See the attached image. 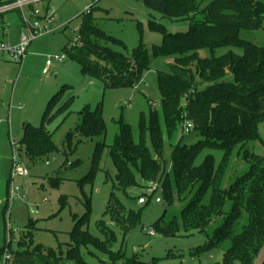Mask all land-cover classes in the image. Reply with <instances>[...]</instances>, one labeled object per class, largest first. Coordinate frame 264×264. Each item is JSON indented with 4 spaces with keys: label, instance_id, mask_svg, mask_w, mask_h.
I'll list each match as a JSON object with an SVG mask.
<instances>
[{
    "label": "trees",
    "instance_id": "trees-1",
    "mask_svg": "<svg viewBox=\"0 0 264 264\" xmlns=\"http://www.w3.org/2000/svg\"><path fill=\"white\" fill-rule=\"evenodd\" d=\"M140 1L147 9L168 19L189 20L188 30L167 33L152 22L149 28L162 36L160 45L147 50L138 44L128 50L122 40L97 27L90 11L80 16L76 34L80 48H66L65 54L104 88H132L149 70L151 59L172 57L173 61L165 64L164 71L156 73L161 110L149 116L147 132L151 147L160 160L164 136L171 137L184 120L192 123V131L197 133L199 140L173 147L170 169L166 172L165 166L150 154L144 143V130H141L139 141L134 142L128 126H123L113 145L96 146L91 171L84 180H92L101 152L108 148L116 170L114 189L126 195L128 189L138 186L137 177L145 184L160 179L163 201L167 205L189 199L179 216L168 221L161 217L152 225L155 234L164 238L207 236V229L221 218V224L214 228L208 241L189 255L229 242L222 255V264H251L264 244V156L244 152L250 163L248 170L227 189L222 188L221 180L232 151L247 141L258 140V125L264 121V46L239 37L241 31H264V0H213L206 4V0ZM4 15H0V26L4 23ZM137 31L141 36V30L137 28ZM230 38L231 42L227 40ZM235 39L239 43H234ZM100 41L118 45L126 54L115 52L107 45L99 46ZM228 44L237 46L241 53L214 56L216 48ZM202 50H208L210 56L202 57L199 54ZM215 62L221 66L219 70L212 67ZM62 98L63 92H59L48 102L39 126L23 124L21 138L16 143L19 151L25 147L28 159H41L55 149L46 125L68 109L66 102L54 111ZM85 113L78 126V136L91 138L103 134L99 110ZM206 148L222 152L218 165L210 154L197 163L199 154ZM49 181L56 185L59 178L51 177ZM227 200L231 208L224 216ZM60 201L64 203L65 197ZM83 206L85 212L72 217L74 224L68 232L70 243L65 249L34 245L28 230L17 239V249L9 252L8 264H89L80 252L87 247L107 253L114 260L122 258L124 264H160L161 259L143 262L136 257L127 258L120 251L114 254L111 247L115 234L103 227V222L100 223L103 240L89 234L86 229L90 211L88 200ZM107 215L124 235L139 224V213L122 205L113 192L104 211V216ZM30 226L32 222L28 228ZM9 244L5 241L3 249Z\"/></svg>",
    "mask_w": 264,
    "mask_h": 264
},
{
    "label": "rangeland",
    "instance_id": "rangeland-1",
    "mask_svg": "<svg viewBox=\"0 0 264 264\" xmlns=\"http://www.w3.org/2000/svg\"><path fill=\"white\" fill-rule=\"evenodd\" d=\"M6 1L13 0H0V4ZM211 1L206 0L205 4ZM86 8H90L97 27L122 40L128 50L138 44L147 50L160 45L162 36L151 30L149 23L160 25L167 33L186 32L190 24L185 18L171 20L147 9L140 0H42L23 7L21 13L13 10L5 14L7 26L5 33L0 26V41L11 46L17 45L21 36L27 34L26 22L32 24L45 14H52L56 30L32 42L20 66L0 57V264L5 263L7 253L17 249V239L28 230L32 233L34 245L42 244L51 249L60 246L65 249L70 243L68 232L74 224L72 217H79L85 212V200H88L90 208L86 224L88 233L103 240L100 226L103 222V227L115 234V243L111 247L114 254L120 251L127 258L136 257L143 262L161 259L160 264H222V255L229 242H223L209 251L189 255L190 251L208 241L214 228L221 224V218L207 229V236L164 238L158 234L152 237L148 235L153 231L152 225L161 217L168 221L179 216L189 199L167 205L164 201L155 203V197H150L147 203L139 205L137 200L146 195L148 185L137 177L138 186L128 189L126 195L114 189L116 170L108 148L101 152L92 180H84L91 171L96 146L101 143L107 147L113 145L123 126H128L134 142L139 141L141 130H144V143L150 154L165 166L166 172L170 169L173 147L178 143L190 145L199 140L193 131L182 134L180 126L171 137L164 136L160 160L151 147L147 132L149 116L161 110L156 73L164 71L165 64L173 61L172 57L151 59L149 70L142 74L132 88H104L101 82L84 73L82 66L65 54L66 48H80L76 30ZM137 28L141 30V36ZM239 37L257 46H264L263 29L241 31ZM227 40L232 41L231 38ZM233 41L239 43L237 39ZM105 45L115 52L126 54L118 45L99 42V46ZM229 52L240 54L241 50L228 44L216 48L214 56L224 57ZM199 54L202 57L210 56L208 50H202ZM55 57L62 60L55 62ZM48 59L53 64L49 72L43 75L42 70ZM218 62L211 64L215 70L221 67ZM48 89L52 91L48 93ZM59 92H63V98L56 103L54 111L66 102L69 105L65 113L46 125L55 149L46 157L30 160L22 146L20 151L17 150L16 160L27 170L28 175L14 177L11 181V143L19 142L23 124L29 123L34 127L40 125L46 105ZM96 110H99L104 133L91 138L79 137L78 126L82 116L86 115L85 112L91 114ZM258 134V140L247 141L232 151L224 168L222 188L227 189L248 170L250 163L244 157V152L264 156V121L258 125ZM208 154L214 158L216 165L223 157L221 151L206 148L199 154L197 163ZM51 177L59 178L56 185L49 181ZM13 187L19 189L18 195L11 194L10 189ZM111 192L127 209L139 213V224L128 234H122L113 226L110 217L104 216ZM62 197L66 199L64 203L60 201ZM230 208L231 202L227 200L224 216ZM30 222L32 226L28 228ZM10 229L15 232L8 233ZM5 241L10 242L6 250L3 249ZM80 252L89 264H124L122 258L114 260L94 247L82 248ZM251 264H264V244Z\"/></svg>",
    "mask_w": 264,
    "mask_h": 264
},
{
    "label": "built area",
    "instance_id": "built-area-1",
    "mask_svg": "<svg viewBox=\"0 0 264 264\" xmlns=\"http://www.w3.org/2000/svg\"><path fill=\"white\" fill-rule=\"evenodd\" d=\"M42 0H13L9 4L6 5H0V15H4L10 11L16 10L21 13L23 7H29L30 5H33L36 2H39ZM90 12V8H86L83 14H88ZM26 28V35H22L18 44L11 46L6 43L1 42L0 43V57H5L7 60L14 62V63H21L25 57L26 50L28 46L31 44V42L46 36L48 34L53 33L56 28L53 27V18L52 14L47 15L45 14L44 17L39 18L38 21L33 22L32 24L25 23ZM78 29V28H77ZM77 31V30H76ZM77 34V33H76ZM62 58L55 57V62H60ZM52 65V61L48 59L45 64V68L42 71L43 75H46L49 72V68ZM182 134H188L192 131L193 125L190 121L184 120L182 126ZM11 149L13 152V167L11 170V181L14 179V177H24L28 175V172L25 168L21 167V164L18 160H16V155H18V146L16 142L11 143ZM19 151V150H18ZM147 193L145 196H141L137 203L139 205H144L147 200L148 196L155 197L154 202L155 203H162L163 202V195L164 190L162 186V181L160 179H156L153 182H150L147 184ZM11 194L18 195L19 189L18 188H11L10 189ZM15 231L9 230L8 233H14ZM149 236H154V231H150L148 233ZM9 242V241H6ZM10 243V242H9ZM10 260L9 253L5 256V263L8 264Z\"/></svg>",
    "mask_w": 264,
    "mask_h": 264
},
{
    "label": "crops",
    "instance_id": "crops-1",
    "mask_svg": "<svg viewBox=\"0 0 264 264\" xmlns=\"http://www.w3.org/2000/svg\"><path fill=\"white\" fill-rule=\"evenodd\" d=\"M4 17H5V15H4ZM3 20H4V18H3ZM6 26H7V25L5 24V21H4V23H3V25H2V27H3V33H5V30H4V29H5ZM33 42H34V41H33ZM31 44H32V42H31ZM31 44H30V45H31ZM30 45H29V46H30ZM29 46H28V48H29ZM28 48H27V49H28ZM26 52H27V50H26ZM25 55H26V54H25ZM8 61H9V60H8ZM10 62H11V61H10ZM18 64H19V66H20V63H18ZM52 64H53V63H52ZM50 67H51V66H50ZM49 69H50V68H49ZM42 71H43V70H42ZM51 91H52V89H48V93H50ZM46 92H47V91H46Z\"/></svg>",
    "mask_w": 264,
    "mask_h": 264
}]
</instances>
